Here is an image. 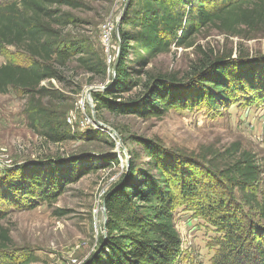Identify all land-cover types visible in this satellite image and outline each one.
I'll return each mask as SVG.
<instances>
[{"label":"trees","instance_id":"1","mask_svg":"<svg viewBox=\"0 0 264 264\" xmlns=\"http://www.w3.org/2000/svg\"><path fill=\"white\" fill-rule=\"evenodd\" d=\"M61 7L74 8V1L10 0L0 5V48L17 51L6 53L0 65V94L14 89L27 96L28 127L53 144L75 136L64 115L43 102L46 90L41 83L57 77L55 65L65 67L72 59L88 72L104 76L107 71L100 59L92 61L82 45L66 41L53 28L72 24V17ZM208 26L227 36H239L241 30L256 32L264 26V0H130L118 28L121 42L114 86L93 95L95 110L158 118L188 106L189 95L182 88L190 90L194 78L198 102L205 100L213 109L230 101L239 85L245 88L248 83L250 90L264 87L261 62L256 68L243 66L242 59L227 56L205 57L188 83L149 69L172 46L190 47V39ZM129 56L133 59L127 61ZM123 94L130 95L122 99ZM132 140L146 161L131 159L127 173L104 195L105 234L99 236L96 252L85 264H180L182 239L174 222L178 207H186L222 235L215 241L217 251L210 264H264V184L258 200L253 188L261 169L253 154L240 151L238 144L231 146L226 153L229 160L215 175L231 192L216 198L205 193L197 176L159 141ZM107 162L93 164L91 157L79 156L60 163L63 167L40 165L10 180L7 190L28 200L32 204L28 208H34V202L53 203L66 185L97 172ZM234 190L243 207L235 202ZM9 242L8 232L0 226V252ZM13 261L5 255L0 264Z\"/></svg>","mask_w":264,"mask_h":264},{"label":"rangeland","instance_id":"2","mask_svg":"<svg viewBox=\"0 0 264 264\" xmlns=\"http://www.w3.org/2000/svg\"><path fill=\"white\" fill-rule=\"evenodd\" d=\"M9 1L0 0V5ZM73 1L74 8L61 7L72 17V24L53 28L66 41L82 45L92 61L100 59L107 71L104 76L88 72L72 59L65 67L55 65L57 77L41 83L46 90L43 102L64 115L75 136L61 144L46 142L28 127L27 96L14 89L0 94V226L10 238L7 248L0 252V263L9 255L14 259L12 264H85L96 252L103 232L104 195L127 173L131 159H137L138 163L146 161L132 137L159 141L167 151L177 155L179 164L197 176L205 193L216 198L228 197L231 192L228 186L215 180V175L229 160L226 153L231 146L238 144L240 151L256 157L261 169L253 188L260 200L264 184V87L250 90L248 83L243 84L245 88L239 85L230 101L213 109L205 100L198 102V85L192 82L196 80L200 61L208 56L242 59L241 65L255 68L260 62L264 65V26L256 32L241 30L239 36H227L215 26H208L190 39V47L172 46L169 52L159 55L149 66L155 73L173 75L182 82L194 78L190 90L182 88L189 95L188 106L176 107L158 118L94 109L97 122L118 134L114 142L95 123L87 95L95 106L93 95L114 86L112 70L119 58L115 29L126 0ZM106 23L114 26L109 44L102 36ZM6 53L17 51L0 48V65L5 62ZM131 59L129 56L127 61ZM129 95L123 94L122 99ZM119 139L126 154L118 145ZM79 156L91 157L93 164L100 165L105 159L108 162L97 172L86 173L66 185L53 203L34 202V208H28L32 205L28 200L7 190L9 181L22 172H32L40 165L63 167L60 163ZM234 193L235 202L243 207L240 194ZM174 222L182 239L180 264H210L217 251L215 241L222 235L186 207L176 209Z\"/></svg>","mask_w":264,"mask_h":264},{"label":"water","instance_id":"3","mask_svg":"<svg viewBox=\"0 0 264 264\" xmlns=\"http://www.w3.org/2000/svg\"><path fill=\"white\" fill-rule=\"evenodd\" d=\"M129 4H130V0H126V3H125V5L123 7V10H122V13H121V15L119 17V20L117 22L116 29H115V37H116L117 40L120 39L119 32H118V28H119L120 22L123 19L124 15H125V13H126V11L128 9ZM120 42H119V45H120ZM118 53H119V51H118ZM116 64H117V61H115V64L113 65V70H112L113 78L115 77ZM87 99H88V102H89V107L92 110L95 123H97L100 127H102V129H104V132L107 133L112 139H115V136L119 137L118 134L113 129L109 128L106 125H103V124L97 122V120L95 119V115H94L95 106L89 100V95H87ZM118 145H121V147L123 149V153L126 154V151H125L124 147L122 146V144H120V139H119ZM102 215H103V235H104L105 234V223L107 222V214H106V210H105L104 204L102 205Z\"/></svg>","mask_w":264,"mask_h":264},{"label":"built area","instance_id":"4","mask_svg":"<svg viewBox=\"0 0 264 264\" xmlns=\"http://www.w3.org/2000/svg\"><path fill=\"white\" fill-rule=\"evenodd\" d=\"M114 26L112 23H106L102 26V36L103 39L105 41V43L109 44L111 37H112V32H113ZM115 44L117 47H119V42L121 41V39L117 40L115 39ZM68 122H70V120L68 119ZM107 134V133H106ZM108 135V134H107ZM109 136V135H108ZM110 137V136H109ZM111 138V137H110ZM112 139V138H111ZM115 142V139H112ZM99 204H101V201L99 200Z\"/></svg>","mask_w":264,"mask_h":264}]
</instances>
